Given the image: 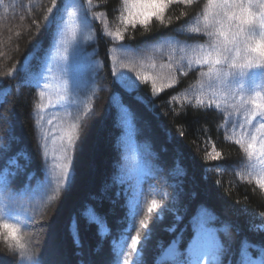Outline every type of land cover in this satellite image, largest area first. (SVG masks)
Segmentation results:
<instances>
[{"label": "trees", "instance_id": "trees-1", "mask_svg": "<svg viewBox=\"0 0 264 264\" xmlns=\"http://www.w3.org/2000/svg\"><path fill=\"white\" fill-rule=\"evenodd\" d=\"M130 10L132 0H0V203L22 225V264H124L137 197L136 227L158 202L139 264H195L201 253L200 264H264V130L246 122L259 79L237 84L195 63L214 39L207 0L168 5L147 27L129 25ZM20 259L0 235V264Z\"/></svg>", "mask_w": 264, "mask_h": 264}, {"label": "snow or ice", "instance_id": "snow-or-ice-1", "mask_svg": "<svg viewBox=\"0 0 264 264\" xmlns=\"http://www.w3.org/2000/svg\"><path fill=\"white\" fill-rule=\"evenodd\" d=\"M57 0H52L55 7ZM174 3H182L185 5L193 4V0H132V8L136 11H129L126 17V22L135 27L137 24L147 27L148 23L153 19H157L163 24V14L168 5ZM209 10L204 13V28L208 29V36L213 37L209 50L199 55L195 63L201 66H208L209 75L215 73L217 78L227 76L235 79L237 84L246 78L256 77L260 83L257 84L253 80L254 87L249 91L252 93L251 104L252 109L246 118V122L253 123L260 120L257 131L264 130V0H207ZM255 9V10H254ZM47 11L51 13L53 8H48ZM48 19V17H45ZM191 31L200 32V28H194ZM110 35H112L110 33ZM114 38L123 41L124 34L117 31ZM227 65L228 71L224 72L223 66ZM171 68L172 65L170 64ZM123 76V74H121ZM134 87V85H129ZM152 89L158 95L155 83L152 84ZM243 91V85H241ZM202 104L203 101L198 100ZM214 104L219 107L218 102L209 101V106ZM78 125H72V133L77 129ZM243 127V125H241ZM69 133L67 136V147L65 148V159L70 157L67 155L68 150L74 147L76 143V136ZM251 142L247 144L244 149L249 156H252L255 149L257 136L249 133ZM241 147L244 145L240 140L236 141ZM260 152L264 156V137L259 140ZM21 155H23L21 153ZM220 152H217L214 159H219ZM10 164H17V161L10 160ZM62 173L65 177L69 175L68 164L60 165ZM261 167L264 168V159L261 160ZM257 183L264 188V172H261L257 178ZM9 190L7 181L0 184V192L7 193ZM158 208V202L153 199L147 207V212L143 219L139 220V227H136L135 217L141 210L140 200L137 197L132 210L129 213L130 229H135V235H130V231L122 234L119 242V253L124 259V264H139L138 261L133 260L134 254L137 252V245L141 243V236L143 230L148 227L149 217ZM88 214H86L87 216ZM95 220L86 219V223H91ZM78 227V225H77ZM260 227L264 228V225ZM22 225L12 215L11 203L5 205L0 203V235H4L6 240L15 241L16 247L21 250V259L16 264H22L24 259L25 244L21 242ZM130 238V243L128 242ZM126 249V251H125ZM206 253H201L197 256L195 264H200V260ZM31 264H38L34 258L31 259ZM247 264H254L250 259Z\"/></svg>", "mask_w": 264, "mask_h": 264}, {"label": "rangeland", "instance_id": "rangeland-1", "mask_svg": "<svg viewBox=\"0 0 264 264\" xmlns=\"http://www.w3.org/2000/svg\"><path fill=\"white\" fill-rule=\"evenodd\" d=\"M170 251V248H168V250H167V252H169ZM140 254H141V249H140V245L138 244L137 245V252L134 254V256H133V260H135V261H138L137 260V257H139L140 256ZM139 262V261H138ZM129 264H131V262H129Z\"/></svg>", "mask_w": 264, "mask_h": 264}]
</instances>
